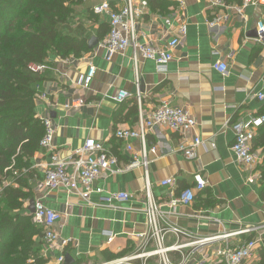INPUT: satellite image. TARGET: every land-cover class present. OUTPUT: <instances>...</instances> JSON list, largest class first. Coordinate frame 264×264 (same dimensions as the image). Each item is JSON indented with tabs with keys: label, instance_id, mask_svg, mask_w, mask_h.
I'll use <instances>...</instances> for the list:
<instances>
[{
	"label": "crops",
	"instance_id": "crops-1",
	"mask_svg": "<svg viewBox=\"0 0 264 264\" xmlns=\"http://www.w3.org/2000/svg\"><path fill=\"white\" fill-rule=\"evenodd\" d=\"M100 1L74 4L70 19L60 25L61 33L86 39L88 52L79 57L69 54L61 58L53 53L47 57L46 69L38 74L34 112L40 119L52 120L54 150L66 162H72L67 165L68 171L74 169V150L88 139L101 142L116 162L100 174L93 183L95 191L83 200L63 188H40L49 153L39 148L31 157L28 183L32 198L41 199L60 215L53 226L58 246L46 251L43 240L40 246L45 264H64L66 254L72 258L69 264H217L218 251L250 240H256L257 248L242 264H264L262 149L252 143L257 164H239L231 150L234 134L230 128L233 122L264 116V100L252 96L264 93V41H256L257 33L252 32L259 21L264 22V7L246 6L241 13L232 8L221 10L227 19L210 26L214 16L207 0H159L154 4L146 0L147 6L134 17L138 42L167 50L173 37L179 40L170 50L172 58L165 71L159 72L151 60L136 56L133 62L130 48L105 60L99 44L108 33L109 19L91 11ZM111 5L119 9L122 2ZM182 26L183 35L179 32ZM93 38L98 42L89 49ZM216 62L227 65L225 75L213 68ZM90 64L96 67V73L89 86L82 88L76 82ZM118 90L129 94L122 102L113 100ZM138 95L144 111L166 100L193 115L196 124L186 141L190 143L192 136L202 141L195 148L194 158L187 159L179 150L181 134L157 127L145 136L146 167L126 168L133 157L126 145L139 153L140 141L120 140L114 133L135 126ZM77 98L84 100L82 105L73 104ZM153 146L155 153L149 150ZM197 173L206 185L194 191L192 203H172L184 189L195 188L193 176ZM167 179L174 181L162 185ZM119 192H126L128 199L105 205V196ZM28 201L23 202L27 215ZM154 207V221L159 227L178 228L189 236L168 230L159 242L151 233L153 226L146 212ZM247 229L250 231L244 232ZM219 235L227 236L205 246L192 243L193 239ZM61 240L66 243L61 244ZM172 246L180 247L154 252ZM106 254L120 256L107 261ZM61 256L63 261L59 263ZM128 258L130 261H125Z\"/></svg>",
	"mask_w": 264,
	"mask_h": 264
},
{
	"label": "built area",
	"instance_id": "built-area-1",
	"mask_svg": "<svg viewBox=\"0 0 264 264\" xmlns=\"http://www.w3.org/2000/svg\"><path fill=\"white\" fill-rule=\"evenodd\" d=\"M112 2H122V6L119 9H113ZM209 8L213 13V20L209 23L210 26H214L218 23H222L227 19V15L221 13V10H228L232 8L238 13H241L246 6H263L264 0H242L240 5L230 6L225 0H207ZM147 6L146 0H101L98 4L91 8L94 15H107L109 19V31L102 42L99 44L104 52L105 60L109 61L115 54L123 53L127 48L132 50V60L136 62V56L140 58L151 60L156 69L159 72H164L166 64L171 60L172 54L170 50L179 44L177 37H173L167 44V50H161L153 46L150 42L140 43L138 42L134 33V17L141 13ZM167 21V20H166ZM168 22V21H167ZM180 34L185 33V27L179 28ZM256 41H264V22L259 21L256 24ZM46 64L42 63H30L28 69L35 73L40 74L46 69ZM213 68L222 75L227 73V65L224 62H216L213 64ZM96 73V67L92 64L88 66L86 73L81 75L76 84L82 88H87L92 81ZM138 79V78H137ZM129 96L128 92L124 90H118L113 96V100L116 102H122ZM253 98L262 101L264 100L263 92H256L252 94ZM139 105L138 119L133 128L117 129L114 135L120 140L138 139L141 144V150L136 153L132 150V146L126 145L127 151L132 153V161L126 168H135L137 166L147 165L145 149V136L149 131L156 129L157 127H166L171 131L181 134L182 143L179 150L182 151L187 159H192L196 156L195 148L202 144V141L198 136H192L191 142L187 143L186 135L192 134L195 127V118L184 107L172 106L166 100H161L158 105L149 111H144L140 107L141 96L136 97ZM82 98H77L73 101V104L78 106L83 103ZM68 107V105H65ZM264 122V116L251 119L249 121H237L230 125L234 134V139L231 144V150L235 155L236 161L243 166H254L258 162L257 155L252 151V141L255 136L256 128ZM44 127V134L40 139V148L46 150L49 153V160L44 170V176L39 183V187L44 190H54L63 188L67 193L77 194L83 200H88L89 195L95 191L93 188L94 181L100 176V174L109 170L110 167L115 164L116 158L110 154L101 142H97L93 139H88L82 146L74 150L75 160L74 169L72 172L68 171L67 165L72 163L65 161L58 156L53 146V136L55 127L52 120L49 117L42 118ZM150 152L155 153L156 147L153 146ZM195 188L184 189L178 199L172 203L190 204L194 199V191L202 190L206 182L201 174H195L193 176ZM174 179H167L161 182L162 185L172 183ZM100 191V190H96ZM129 195L126 192H119L108 194L103 198L105 205H112L114 202H121L127 200ZM149 223L153 226L152 235L160 242L164 233L168 230L175 234L189 236L187 232L179 230L178 228L168 227L167 229L159 227L154 221V214L156 208L152 210H146ZM32 222L42 229L43 247L46 251H50L58 246V235L53 229L54 224L59 219L60 215L55 210L46 207L43 201L39 198L34 200V211L29 214ZM264 227V226H263ZM250 229L244 230L248 232ZM227 235L212 236L206 238L193 239L192 243L196 246H205L210 243H214L218 240H223ZM66 240H61V244H65ZM180 246H172L170 248H158L154 252H162L167 249H177ZM257 248L256 240H250L243 243L240 246L231 248L226 246L218 251L220 259L217 264H242L244 261L250 259L254 251ZM152 252V254L154 253ZM130 258L125 261H130ZM59 263L63 261L61 256L58 259Z\"/></svg>",
	"mask_w": 264,
	"mask_h": 264
},
{
	"label": "trees",
	"instance_id": "trees-1",
	"mask_svg": "<svg viewBox=\"0 0 264 264\" xmlns=\"http://www.w3.org/2000/svg\"><path fill=\"white\" fill-rule=\"evenodd\" d=\"M80 1L0 0V264L46 263L40 254L42 229L23 207L33 197L29 160L39 150L44 134L42 119L34 112L40 78L28 65L42 64L52 53L64 58L88 52L86 39L59 29ZM154 2L159 0H150ZM225 2L240 5L242 0ZM252 143L262 149L260 177L264 180V122ZM260 195L264 199V181ZM119 256L106 254V260Z\"/></svg>",
	"mask_w": 264,
	"mask_h": 264
},
{
	"label": "water",
	"instance_id": "water-1",
	"mask_svg": "<svg viewBox=\"0 0 264 264\" xmlns=\"http://www.w3.org/2000/svg\"><path fill=\"white\" fill-rule=\"evenodd\" d=\"M253 34L255 35L256 34V29H253L252 30ZM98 40L97 39H91L89 41V49L93 48L96 44H97ZM27 210L28 212L31 214L33 213L34 211V199L33 198H30L29 201H28V206H27ZM72 261V258L70 255L66 254L65 255V258H64V264H69L70 262Z\"/></svg>",
	"mask_w": 264,
	"mask_h": 264
}]
</instances>
